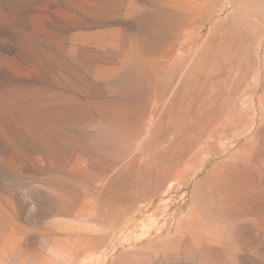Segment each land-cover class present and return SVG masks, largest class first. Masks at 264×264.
Segmentation results:
<instances>
[{"label": "rangeland", "instance_id": "rangeland-1", "mask_svg": "<svg viewBox=\"0 0 264 264\" xmlns=\"http://www.w3.org/2000/svg\"><path fill=\"white\" fill-rule=\"evenodd\" d=\"M263 1L0 0V264H264L240 220L216 260L194 256L176 232L195 182L164 195L264 107Z\"/></svg>", "mask_w": 264, "mask_h": 264}, {"label": "bare ground", "instance_id": "bare-ground-1", "mask_svg": "<svg viewBox=\"0 0 264 264\" xmlns=\"http://www.w3.org/2000/svg\"><path fill=\"white\" fill-rule=\"evenodd\" d=\"M197 20H195V22H197ZM180 38L184 39V41L187 39L186 35L185 38ZM150 45L152 46V53H148L149 55L155 56L169 52L167 50L169 45H167L166 39L162 38V36H159L155 40L152 39ZM170 57L172 56L167 55L166 60L168 61ZM159 63H161V61ZM250 115H252V117ZM250 115L251 126L247 132L238 135L236 138H233V140H229V138L225 137V130L211 134L207 137L209 143V145H207L208 148L202 150V154H205L204 157L202 156V161L198 164L197 158V161L195 160L190 162V164L188 163L189 165L177 170L170 176L165 184L164 195L170 200L172 198L184 196V194L187 193L184 192V190L186 191L189 186L195 182L192 185V195L190 194L191 207L188 216L180 222L176 236L179 237V241L184 240V237H194V256L198 255L204 262L216 260L218 258L217 256L220 255L217 237V234L222 231L220 223L225 221L236 222L240 220L249 224L251 228L250 232L253 231L261 234L264 231V107L259 106L258 110H255L254 113ZM200 149L197 151L198 154L196 157L201 154ZM243 151H249L251 155L242 157L241 154ZM199 175L202 177L200 178ZM198 177L200 179H198ZM1 230L2 228L0 226V240L2 239ZM169 245L170 246L167 247L164 246L165 254H163L162 257L164 260H173L174 254L172 248H176L177 244L175 240H171ZM260 246L263 247L264 245ZM84 252L85 251L80 248L79 251H75V255H81ZM239 258L244 262V255H239ZM88 259H83L78 262L87 264Z\"/></svg>", "mask_w": 264, "mask_h": 264}]
</instances>
